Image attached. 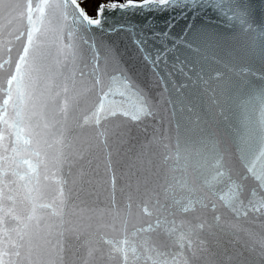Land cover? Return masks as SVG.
<instances>
[{
  "label": "snow or ice",
  "instance_id": "obj_1",
  "mask_svg": "<svg viewBox=\"0 0 264 264\" xmlns=\"http://www.w3.org/2000/svg\"><path fill=\"white\" fill-rule=\"evenodd\" d=\"M0 264H264V0H0Z\"/></svg>",
  "mask_w": 264,
  "mask_h": 264
}]
</instances>
